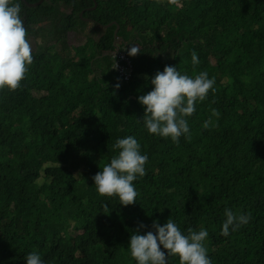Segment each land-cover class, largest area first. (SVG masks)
<instances>
[{"label": "trees", "instance_id": "trees-1", "mask_svg": "<svg viewBox=\"0 0 264 264\" xmlns=\"http://www.w3.org/2000/svg\"><path fill=\"white\" fill-rule=\"evenodd\" d=\"M13 2L37 49L20 88L0 90V264H26L32 252L44 264H137L130 236L168 219L185 235L208 231L212 264H264V0ZM90 25L98 38L68 45L69 33ZM117 27L129 81L113 68ZM134 44L142 51L131 57ZM166 65L215 78L186 117L190 141L150 134L139 120L138 97ZM127 136L148 161L133 181L137 202L123 206L100 196L92 177ZM226 208L251 219L223 236Z\"/></svg>", "mask_w": 264, "mask_h": 264}, {"label": "clouds", "instance_id": "clouds-1", "mask_svg": "<svg viewBox=\"0 0 264 264\" xmlns=\"http://www.w3.org/2000/svg\"><path fill=\"white\" fill-rule=\"evenodd\" d=\"M22 1L27 6L26 0ZM169 3L175 4L176 0H169ZM21 11L20 3L0 0V90L7 88L15 91L20 88L21 81L29 70L28 66L33 63L32 45ZM120 43L121 40L111 54L114 59L113 68L116 71L118 65H126L125 61L128 60L126 53L120 52ZM141 51L137 44L127 49L131 57H135ZM192 63L194 66L199 63L195 51L192 52ZM151 84L154 86L153 90L138 97V102L145 109L142 119L139 120L143 121L150 134L170 137L175 143H178L183 135L190 141L191 134L186 117H190L196 111L197 101H204L210 90L215 91V78L210 79L207 71H201L193 78L181 74L175 66L166 65L162 72L158 71L154 75ZM119 87L120 84L117 83L115 88ZM213 115L218 117L219 112L213 110ZM210 123L211 119L206 120L203 127L207 129ZM113 148L119 150L118 154L113 156L110 163L103 166L102 171L100 170L92 179L100 196H117L121 205H133L137 202L138 195L133 181L146 174L145 164L148 156L141 154V145L132 136L117 139ZM224 215L226 219L221 230L223 236H228L230 230L236 231L251 219L250 213L237 214L229 208L225 209ZM145 227L147 226L141 223L130 236V255L137 264H167L169 256H177L179 264H212L204 244L209 235L207 230L202 228L194 231L189 228L185 235L172 219H168L163 226L154 220L152 230L140 234V229ZM26 264H44V261L38 253L32 252L26 256Z\"/></svg>", "mask_w": 264, "mask_h": 264}, {"label": "rangeland", "instance_id": "rangeland-1", "mask_svg": "<svg viewBox=\"0 0 264 264\" xmlns=\"http://www.w3.org/2000/svg\"><path fill=\"white\" fill-rule=\"evenodd\" d=\"M95 32H97V28L93 27V25H90V27H88L86 30H81L80 29L78 31L71 32V33L68 34V40H67L68 45L73 48V47H78V46H81V45L84 46L86 44H89V38L88 37H92L93 36L94 39L99 37L98 34H94ZM29 41H30V43L32 45V51H36L37 42L33 38H30ZM121 56L124 58V54L123 53H122Z\"/></svg>", "mask_w": 264, "mask_h": 264}, {"label": "built area", "instance_id": "built-area-1", "mask_svg": "<svg viewBox=\"0 0 264 264\" xmlns=\"http://www.w3.org/2000/svg\"><path fill=\"white\" fill-rule=\"evenodd\" d=\"M123 59V57H121ZM126 65H118L117 71L121 78H123L125 81H129L130 76L132 75V65L130 61L126 60Z\"/></svg>", "mask_w": 264, "mask_h": 264}, {"label": "water", "instance_id": "water-1", "mask_svg": "<svg viewBox=\"0 0 264 264\" xmlns=\"http://www.w3.org/2000/svg\"><path fill=\"white\" fill-rule=\"evenodd\" d=\"M44 1H45V0H41V1H40L39 3H37V4H28V3H27V6H29V7H37V6L41 5ZM96 8H97V5H95V7H94L92 10H95ZM83 13H84V12H83ZM83 13L81 14V17H82V15H83ZM85 21H86V22H92V23H95L94 21H91V20H89V19H85ZM113 25H117V23L114 22V23L109 24V25H107V26L99 25V27H101V28H103V29H108V28H110V27L113 26ZM117 26H118V25H117ZM118 32H119V27H117V29H116V31H115V33H114V43H115V45H117V43H118L119 40H120V39H118Z\"/></svg>", "mask_w": 264, "mask_h": 264}]
</instances>
